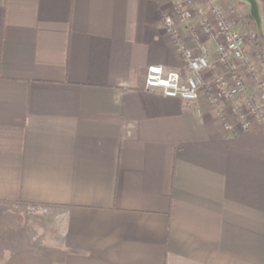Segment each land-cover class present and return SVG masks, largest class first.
<instances>
[{
  "label": "crops",
  "instance_id": "0c3cea01",
  "mask_svg": "<svg viewBox=\"0 0 264 264\" xmlns=\"http://www.w3.org/2000/svg\"><path fill=\"white\" fill-rule=\"evenodd\" d=\"M215 1L258 35L233 102L145 87L151 66L187 76L189 27L162 24L173 0H0L2 264H264V121L247 112L264 0L261 35L248 4ZM24 216H52L53 233L17 245Z\"/></svg>",
  "mask_w": 264,
  "mask_h": 264
},
{
  "label": "built area",
  "instance_id": "2783aa9c",
  "mask_svg": "<svg viewBox=\"0 0 264 264\" xmlns=\"http://www.w3.org/2000/svg\"><path fill=\"white\" fill-rule=\"evenodd\" d=\"M175 18L189 27L194 42L193 49L180 48L187 76L182 78L177 72H164L161 66H151L145 75V87L159 89L165 97L186 103L196 102L202 91L209 98L213 92L231 102L244 94L245 84L239 69L247 66L246 45L258 35L255 31L242 33L236 29V24L244 20L241 9L215 0H173L171 12L162 18L164 30L172 37L176 36ZM208 41L215 43L213 62L209 61L205 47ZM206 72L212 74L208 80ZM261 74L262 79L256 81L257 101H248L247 112L249 117L264 121V66ZM248 128V121H243L241 129Z\"/></svg>",
  "mask_w": 264,
  "mask_h": 264
},
{
  "label": "rangeland",
  "instance_id": "374dc122",
  "mask_svg": "<svg viewBox=\"0 0 264 264\" xmlns=\"http://www.w3.org/2000/svg\"><path fill=\"white\" fill-rule=\"evenodd\" d=\"M26 210L30 211L31 214H36L40 209L34 207ZM24 218L25 219L21 222L23 232H21L22 234L21 237H19L20 240L17 241V245H34L40 238H47L49 234L53 233V229H51V224L53 223L51 221L52 216H24ZM10 237L11 232L9 230L0 229V241ZM4 245L5 249H8L7 243ZM0 264L2 263L0 262Z\"/></svg>",
  "mask_w": 264,
  "mask_h": 264
},
{
  "label": "water",
  "instance_id": "95a60500",
  "mask_svg": "<svg viewBox=\"0 0 264 264\" xmlns=\"http://www.w3.org/2000/svg\"><path fill=\"white\" fill-rule=\"evenodd\" d=\"M241 1L248 4L250 16L255 21L257 28H258V33L259 35H261L262 34L261 33V19H260V14H259V7H258L256 0H241Z\"/></svg>",
  "mask_w": 264,
  "mask_h": 264
},
{
  "label": "trees",
  "instance_id": "16d2710c",
  "mask_svg": "<svg viewBox=\"0 0 264 264\" xmlns=\"http://www.w3.org/2000/svg\"><path fill=\"white\" fill-rule=\"evenodd\" d=\"M28 206V205H27ZM31 207H36L35 205H30Z\"/></svg>",
  "mask_w": 264,
  "mask_h": 264
},
{
  "label": "snow or ice",
  "instance_id": "6c2138e0",
  "mask_svg": "<svg viewBox=\"0 0 264 264\" xmlns=\"http://www.w3.org/2000/svg\"><path fill=\"white\" fill-rule=\"evenodd\" d=\"M155 71H159V70H155Z\"/></svg>",
  "mask_w": 264,
  "mask_h": 264
}]
</instances>
